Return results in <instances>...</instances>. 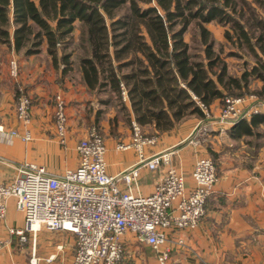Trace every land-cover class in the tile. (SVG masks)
<instances>
[{"label":"trees","instance_id":"trees-1","mask_svg":"<svg viewBox=\"0 0 264 264\" xmlns=\"http://www.w3.org/2000/svg\"><path fill=\"white\" fill-rule=\"evenodd\" d=\"M0 44L43 53L100 105L112 103L111 133L135 120L161 134L203 116L197 100L264 93V0H0ZM231 56L242 59L240 70H231ZM103 111L90 124L101 134Z\"/></svg>","mask_w":264,"mask_h":264},{"label":"crops","instance_id":"crops-1","mask_svg":"<svg viewBox=\"0 0 264 264\" xmlns=\"http://www.w3.org/2000/svg\"><path fill=\"white\" fill-rule=\"evenodd\" d=\"M9 50L8 46L0 44V52L14 53ZM20 55L32 61L34 70H19L17 79L9 74L6 62L0 58V124L4 132L15 129L22 133L29 128L32 138L25 141L19 136L0 132V181L11 180L17 166L24 162L43 164L51 172L75 166V144L86 135L94 122L93 113L100 107L104 108L98 121L106 145L107 172L116 174L136 161L134 149L115 148L117 141L129 138L131 122L128 128L125 122L119 121L116 133H111L108 118L114 114V107L100 105L77 78L69 74L60 76L59 70H51L43 53ZM19 86L28 93L31 101V121L27 126L16 117ZM56 92H60L66 101L68 129L64 143L57 140L52 121ZM219 105L218 100L208 105L211 117L218 116ZM259 110V115H245L231 123L213 124L204 141L197 146L188 142V136L198 122L207 118L190 114L170 130L154 134L155 143L146 147L148 154L168 147L176 148L172 164L184 172L187 185L192 183L190 172L197 156H211L218 176L198 226L170 233L172 241L180 237L183 244H171L168 264H264V106ZM165 167L161 165L152 171L142 168L139 191L150 193ZM120 183L122 186L121 180ZM22 226L23 214L16 209L14 197L10 196L6 200L5 217L0 219V236L6 240L0 250L1 264L71 263L75 253L73 233L40 228L34 238L28 232L22 241L18 235L9 232L12 227ZM123 243L122 264H159L156 252L143 249V244L130 232L124 235ZM32 257L35 261H31Z\"/></svg>","mask_w":264,"mask_h":264},{"label":"built area","instance_id":"built-area-1","mask_svg":"<svg viewBox=\"0 0 264 264\" xmlns=\"http://www.w3.org/2000/svg\"><path fill=\"white\" fill-rule=\"evenodd\" d=\"M9 74L14 79L19 75L13 58L9 60ZM121 95L126 99L122 84ZM259 99L254 94L227 96L216 118L210 116L208 106L197 100L207 120L193 127L188 142L197 146L204 141L213 124L231 123L251 111H258ZM53 100L55 136L64 143L68 129L66 101L60 92L55 93ZM262 100L264 104V93ZM30 110V97L19 86L16 117L24 126L31 121ZM0 132L19 136L25 141L32 138L29 128L22 133L15 129L4 132L0 124ZM156 139L155 135L144 133L142 126L132 120L129 138L117 141L115 148H132L137 159L124 170L109 174L104 139L94 128H89L75 144V166L51 172L43 164L24 162L17 166L11 180L0 181V219L5 217L7 198L13 196L16 209L23 214V226L12 227L9 232L18 235L22 241L28 232L34 238V233L40 228L73 233L75 253L70 264H122L123 238L128 232L156 252L159 264H168L171 244H183L180 237L172 241L170 233L198 226L205 212L206 199L218 176L211 156H197L190 172L192 183L187 185L184 172L172 164L176 148L168 147L151 154L146 152V147L153 145ZM161 165L166 166L165 170L152 191L140 192L138 179L141 169L152 171ZM5 245L6 240L0 236V250ZM31 261L35 258L32 257Z\"/></svg>","mask_w":264,"mask_h":264},{"label":"rangeland","instance_id":"rangeland-1","mask_svg":"<svg viewBox=\"0 0 264 264\" xmlns=\"http://www.w3.org/2000/svg\"><path fill=\"white\" fill-rule=\"evenodd\" d=\"M209 26H210V28H211V30L213 31V33H214V35L217 37V38H221V36H222V32H223V26L222 25H220V24H218L217 22H211L210 24H209ZM229 49H230V45L228 46V45H226V47H224V50L225 51H229ZM11 50V49H10ZM9 50V51H10ZM225 51H224V54H225ZM6 55V56H5ZM3 56H5L4 57V59H3ZM39 56H41V55H39ZM0 58H1V60L3 61V62H6V70H9V60L11 59V58H13V59H15L16 60V63H17V66H18V70H34L33 69V65H32V61H28L27 59H25L24 57H22L20 54H18L17 52L15 53H12V54H8L7 55V53L6 54H3V51H1L0 52ZM39 58V57H38ZM41 59V58H40ZM228 60H229V62H230V65H231V70H240L241 69V62H242V59H240V58H237V57H234V56H231V57H228L227 58ZM25 60H27L26 62H25ZM39 61V60H38ZM41 62H43L44 60L43 59H41L40 60ZM27 62H29V63H27ZM35 62H37V61H35ZM51 70H54L53 69V67L52 68H50ZM257 84H262V83H260L259 81H258V83ZM263 102V100H262V96L260 97V99H259V101L257 102V103H261V104H258V108H261L262 106H264V104L262 103ZM97 103V102H96ZM108 105H110V106H112V107H114L113 106V104L112 103H110V104H108ZM95 106V105H94ZM222 106H223V104H220L219 105V111H220V109L222 108ZM52 107H53V110H54V103H52ZM260 113V110H258V111H251V113L249 114L251 117L252 116H254V115H256V114H259ZM52 115H53V112H52ZM248 115V116H249ZM52 121L54 122V118L52 117ZM128 128H129V124H127L126 125ZM89 128H94L102 137H103V139H104V135H102L100 132H99V130L95 127V126H89ZM88 128V129H89ZM143 132L144 133H146V134H149V135H154L155 133H152V132H150V129L149 128H143ZM156 135V134H155ZM143 245H141V247L144 249L145 248V250H151L152 248H150L147 244H145V243H142ZM125 255V252H124V254H123V256ZM127 257V256H126ZM124 258V257H123ZM124 262V261H123Z\"/></svg>","mask_w":264,"mask_h":264}]
</instances>
